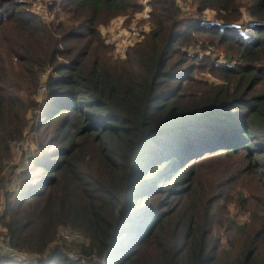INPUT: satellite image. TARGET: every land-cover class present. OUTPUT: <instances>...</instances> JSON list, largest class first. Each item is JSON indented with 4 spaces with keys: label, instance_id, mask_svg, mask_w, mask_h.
I'll return each mask as SVG.
<instances>
[{
    "label": "trees",
    "instance_id": "1",
    "mask_svg": "<svg viewBox=\"0 0 264 264\" xmlns=\"http://www.w3.org/2000/svg\"><path fill=\"white\" fill-rule=\"evenodd\" d=\"M187 2L151 0V33L114 60L101 28L137 0H53L48 24L0 0V240L44 254L65 229L88 264H264V0ZM198 45L226 63L182 51ZM57 248L46 264H73Z\"/></svg>",
    "mask_w": 264,
    "mask_h": 264
},
{
    "label": "built area",
    "instance_id": "2",
    "mask_svg": "<svg viewBox=\"0 0 264 264\" xmlns=\"http://www.w3.org/2000/svg\"><path fill=\"white\" fill-rule=\"evenodd\" d=\"M52 1V0H51ZM50 0H46V5L41 4L40 0H35L32 3L33 12L39 16L45 14V18H48L51 14L49 11V5L52 3ZM51 2V3H50ZM140 7L143 11L137 15L136 19L131 22V25L126 27L127 19L124 16H119L113 20H111L110 26L108 29L103 30V34L109 33L112 37L118 36L115 43V50L120 57H125L127 51L134 47V45L139 42L141 39L148 34L150 30L149 19L151 16V0H140ZM245 16V15H244ZM210 23H214V21H209ZM250 20L245 16L244 20H242L241 24L249 25ZM122 38V39H120ZM120 39V40H119ZM107 44L108 41L106 42ZM221 60V59H220ZM226 60L222 62L225 64ZM46 91V86L43 84L40 87V91ZM19 148V145L16 146V149ZM4 197L0 192V210L4 207ZM2 230V226L0 224V231ZM58 240L64 242H73V243H83L84 237L77 232H72L70 230L61 229L59 233ZM57 243V242H56ZM85 243V242H84ZM47 253V252H46ZM28 254L14 249L6 240H0V256L4 258L13 259L15 261L21 262L23 264H46L51 257L52 252H48L47 254ZM64 253V252H63ZM74 255V254H73ZM66 256L72 261L78 264H88L89 261L82 255H74L66 253ZM80 260V261H79ZM79 261V262H77Z\"/></svg>",
    "mask_w": 264,
    "mask_h": 264
},
{
    "label": "rangeland",
    "instance_id": "3",
    "mask_svg": "<svg viewBox=\"0 0 264 264\" xmlns=\"http://www.w3.org/2000/svg\"><path fill=\"white\" fill-rule=\"evenodd\" d=\"M33 1L35 0H27V3L29 4L28 8L29 9H32L33 10V7H32V3ZM41 1V4L44 5L45 7L47 6L46 5V0H40ZM51 1V0H50ZM138 1V4L140 2V0H137ZM53 2V0L51 1ZM50 2V3H51ZM187 6L183 5V3L180 4V7L181 9L184 11V12H187L188 15H194V9L192 8V5H191V0H188V2L186 3ZM48 7V6H47ZM49 9V8H48ZM143 11V9L139 7V11L132 14V15H125L124 17H126L127 19V23H126V27L130 26L131 25V22L133 20L136 19L137 15H139L141 12ZM51 14H52V11H51ZM151 15H152V6H151ZM244 15L247 17V15L244 13ZM245 16H243L242 20H244ZM42 19L44 21H46V23H51L53 21V14L50 15L48 18H45V14L41 16ZM204 17H205V21L208 23L209 21H213V14L209 11H206L204 13ZM111 23V22H110ZM110 23H108L107 25H104L102 28H101V36H102V39L104 41V45L106 47H109L112 49V55H113V58L114 60H126L128 55H129V52L135 48L136 46H138L139 44H141L145 39L146 37L151 33L152 31V28H153V23L151 21V16H150V19H149V24L150 25V30L148 32V34L145 35V37L143 39H141L139 42H137L134 47L130 48L128 51H127V54L125 57H120L118 56L116 50H115V43L117 41V39L119 38L118 36H114L112 37L109 33H106V34H103V30L104 29H108L109 26H110ZM243 25V24H241ZM122 39V38H120ZM119 39V40H120ZM108 41V43L110 44H107L106 42ZM182 51H187L190 55H198L200 57H204V56H209L211 55V57L213 58V60H215L218 64H222V62H224L226 60V58L224 57V55L222 54V52L220 51H217L215 48L213 47H209L208 48V51H205V50H202L201 49V46H192V47H183L182 48ZM197 52V54H195ZM221 59V60H220ZM47 73H45L43 76H42V80L44 82V80L47 78ZM205 79L206 80H209L210 82H215V80L212 79V77H210V75L208 74H205ZM42 82V83H43ZM47 98V88H46V91H40L39 89V92L37 94V100L39 103H42L45 99ZM38 110L35 109V110H32L29 112L28 114V119H30V126L32 125L33 123V117H36V115H38ZM34 136H35V133L33 131H31L30 129L27 130V133L25 134V139L23 141H21L20 143L18 144H15L14 147H13V153H14V160H13V165L15 166H19V170L18 172H20L21 170H25L28 168V164H29V159L31 157H33L36 153V143H35V140H34ZM19 145V148L16 149V146ZM14 166V167H15ZM217 167H220V165H218ZM214 168L213 165H210V164H206L205 167L202 169L203 170V173L201 172V174L205 177V179L207 181H209L211 178H210V170ZM5 209V200H4V207L3 209L0 210V213H2V211ZM78 243H71V242H62L60 240H57V243H54L51 248L49 249L48 252H52L53 249H57L58 250H61L62 252H64L65 254H70L71 256L74 257V255H80L79 254V249L77 248V246H74ZM47 252V253H48ZM24 253H28V252H24ZM46 253V254H47ZM30 254V253H28ZM74 254V255H73ZM87 260V258H86ZM80 261V260H79ZM77 261V262H79ZM88 261V260H87ZM98 259L96 257L93 258V260L91 261L92 262H97ZM90 262V261H89ZM73 264H75L76 262H72ZM78 264V263H77ZM81 264H83L81 262Z\"/></svg>",
    "mask_w": 264,
    "mask_h": 264
}]
</instances>
